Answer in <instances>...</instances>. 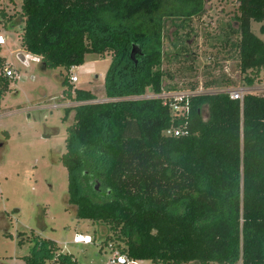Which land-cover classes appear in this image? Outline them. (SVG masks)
<instances>
[{
  "label": "trees",
  "instance_id": "trees-1",
  "mask_svg": "<svg viewBox=\"0 0 264 264\" xmlns=\"http://www.w3.org/2000/svg\"><path fill=\"white\" fill-rule=\"evenodd\" d=\"M9 1L21 3L20 13L2 10L0 18L22 27L23 49L42 70L69 75L89 54L111 58L108 101L62 82L79 104L63 118L75 111L60 157L66 203L77 219L109 230L91 243L102 250L113 241L130 260L153 264H264V96L247 92L240 101L204 92L179 102L187 107L180 116L172 99L143 98L177 91L165 83L175 79L163 68L165 20L200 15L204 0ZM237 3L233 21L212 39L235 51L252 84L247 74L264 69V42L252 31L258 22L264 34V0ZM9 80L0 75V99ZM170 129L186 134L168 136ZM17 238L31 245L25 264H79L54 240Z\"/></svg>",
  "mask_w": 264,
  "mask_h": 264
},
{
  "label": "rangeland",
  "instance_id": "rangeland-1",
  "mask_svg": "<svg viewBox=\"0 0 264 264\" xmlns=\"http://www.w3.org/2000/svg\"><path fill=\"white\" fill-rule=\"evenodd\" d=\"M20 8L19 1L0 0V11L13 15L19 14ZM237 8V0H204L200 15L165 20L163 68L175 76L172 82L166 79V84H175L177 92L184 95L191 94V88L195 87V91L221 94L243 89L264 96V69L259 75L249 72L253 83L248 84L247 76L239 70L235 51L224 49L212 39L221 33L222 26L233 21ZM181 21L183 27H174ZM5 24L0 18V30L6 39L0 51L3 64L0 75L7 68L14 71L16 78L9 80L0 99L4 114L0 119V264H25L23 257L29 255L31 245L28 242L19 245V233L56 241L79 264H110L117 243L109 241L100 250L92 243L74 242L77 235L106 240L109 230L102 224L77 219L76 208L67 206L68 173L60 157L66 152L67 129L74 123L75 111L70 112L67 121L63 118L67 110L79 105L69 99L62 82L76 73L80 79L74 85L77 89L91 91L97 102L108 101L104 81L111 58L89 54L85 63L72 69L69 75L62 69L44 71L38 62L19 59L20 54L31 56L22 46V27ZM260 28V23L252 22L253 33L264 42ZM152 95L155 94L149 92L143 98L151 99ZM52 98L70 106L51 110ZM5 222L11 237L4 235ZM136 264L153 263L141 260Z\"/></svg>",
  "mask_w": 264,
  "mask_h": 264
},
{
  "label": "built area",
  "instance_id": "built-area-1",
  "mask_svg": "<svg viewBox=\"0 0 264 264\" xmlns=\"http://www.w3.org/2000/svg\"><path fill=\"white\" fill-rule=\"evenodd\" d=\"M6 44V39L2 35V31L0 30V46L2 47L3 45ZM30 55V54H29ZM33 61V62H38L40 63V58L37 56H25V61ZM77 67H74L73 69H76ZM5 76L9 79H15V73L12 69H5ZM69 82L72 85H76L80 82L79 76L76 73H71L69 77ZM204 93V91H192L191 94L184 95L180 94L177 91L176 92H165L163 91L161 94L158 95H152L153 97L151 98H162L165 101V104L167 103L168 100L172 99L174 102L171 104V107L173 108V111L175 114L178 116L184 115L186 113L187 107L180 106L178 103L182 102L183 100L187 99L190 96L196 95V94H201ZM245 90L243 89H238L234 90L228 93V95L234 99V100H240L242 101L244 98ZM65 99V98H63ZM70 105L69 103H66L62 101L61 99L58 100L57 98H52L51 99V105L50 109L51 110H57L61 108H68ZM4 116L3 112L0 109V119ZM165 134L168 136H184L186 134L185 131H181L180 129H170L165 131ZM74 242L76 244H90L91 243V238L89 236H75ZM110 264H136V261L130 260L126 255L121 254L119 251H115V253L112 256V259L110 260Z\"/></svg>",
  "mask_w": 264,
  "mask_h": 264
},
{
  "label": "crops",
  "instance_id": "crops-1",
  "mask_svg": "<svg viewBox=\"0 0 264 264\" xmlns=\"http://www.w3.org/2000/svg\"><path fill=\"white\" fill-rule=\"evenodd\" d=\"M50 129V128H49ZM52 131V130H51ZM54 134V133H53ZM50 135V134H49ZM3 229H5L6 231H8V229H9V226H8V224H7V222H5L4 224H3ZM88 236V235H87ZM90 237V236H89ZM91 238V237H90Z\"/></svg>",
  "mask_w": 264,
  "mask_h": 264
},
{
  "label": "water",
  "instance_id": "water-1",
  "mask_svg": "<svg viewBox=\"0 0 264 264\" xmlns=\"http://www.w3.org/2000/svg\"><path fill=\"white\" fill-rule=\"evenodd\" d=\"M19 59L22 61V62H25V56L23 54H20L19 55ZM150 93H152V90L149 91Z\"/></svg>",
  "mask_w": 264,
  "mask_h": 264
}]
</instances>
